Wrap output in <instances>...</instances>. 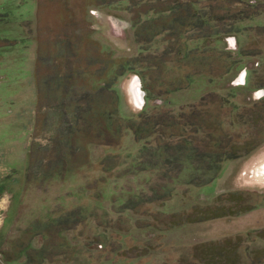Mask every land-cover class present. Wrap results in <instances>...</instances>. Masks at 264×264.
Wrapping results in <instances>:
<instances>
[{
  "label": "rangeland",
  "instance_id": "1",
  "mask_svg": "<svg viewBox=\"0 0 264 264\" xmlns=\"http://www.w3.org/2000/svg\"><path fill=\"white\" fill-rule=\"evenodd\" d=\"M208 7L220 28L242 18L239 43L230 40L233 54L225 53L230 60L216 52V72L237 62L222 78L201 73L190 87L162 96L163 108L151 97L145 107L144 90L139 104L131 95L132 109L119 80L128 84L134 72H123L122 63L157 57V67L143 73L161 95L165 79L176 76V48L196 37L184 29L183 39L164 34L166 48L138 54V43L123 39L133 21L180 28ZM257 9L262 16L247 19ZM223 37H203L198 46L221 49ZM171 45L173 56H163ZM247 64L250 78L241 70ZM263 84L264 3L256 0H0V264H264V89L254 88ZM209 93L216 94L205 115L209 130L222 124L216 132L237 160L192 188L184 185L189 171L176 182L162 166L156 172L133 162L138 144L132 132L118 138L119 119L176 113ZM105 110L116 111L114 121L98 116ZM109 157L113 168L105 170ZM162 195L180 205L155 204Z\"/></svg>",
  "mask_w": 264,
  "mask_h": 264
},
{
  "label": "trees",
  "instance_id": "2",
  "mask_svg": "<svg viewBox=\"0 0 264 264\" xmlns=\"http://www.w3.org/2000/svg\"><path fill=\"white\" fill-rule=\"evenodd\" d=\"M238 2L242 3L245 2V0H238ZM256 2L262 5L264 0H256ZM198 5L197 2H191L193 8H196ZM209 8L210 7L197 9V11L193 12L191 15L192 20L190 22H185L183 27L180 28H172L167 23L159 24V22H156L153 26L151 23L145 25L146 22L141 24L140 22L134 23L133 21L132 25L134 26V32L136 33L135 41L140 47L141 54L154 52L163 46L166 48L168 40L163 38L164 34H168L169 36L171 34L178 35L181 39L186 37L185 34L188 32H192L196 35L195 38L186 37L183 39L185 40L183 47L178 46L176 48L178 52L177 59L178 61L180 60L179 64L176 65V70L184 69L181 64L185 60L197 63L199 68H194V70L188 71L185 74L184 80L181 82H176L172 79H165L164 84L166 85L167 91L161 95L154 94L152 88L148 85L149 80L147 75L143 73V70L145 69H155L157 67V57H154L152 60V62H154L151 64L146 60L140 59H128L122 63L123 72L128 70L140 74L141 81L143 82V90L146 93L145 99L146 97L156 98L154 104L155 109L163 108L162 96L182 90L185 88L186 84L191 85L196 75L201 73L207 74L210 80L222 78L231 70L232 65L237 62V60H234L233 62L231 59L232 61L230 63H225L223 65V71L217 73L214 65L216 52L220 53V60L228 62L230 56H225V53L233 54L231 53L232 51L217 49V47L214 46L202 47L197 45L195 48L189 47V40H198L203 37H212L216 35L235 37V35L240 32L238 31L239 27L237 21H241L242 18L234 20L231 25H225L224 28H220L218 25H215L219 19H217L215 15H212ZM174 10L176 9H171V11ZM150 12L152 13L153 10H150ZM157 14L158 13H153V15ZM261 14L263 13L257 9V11L248 15L247 19L252 20ZM139 15L141 18L147 17V14L139 13ZM161 15H164V12H161ZM221 20L223 19L221 18ZM183 29L188 32L185 33ZM141 35L142 37H144V35L146 37H144L143 40H140L139 38ZM167 48L168 50H164L165 55L163 56L172 57L174 46L171 45ZM205 53L208 55L205 56ZM193 58L194 60H192ZM172 61L173 60L169 59L165 60L163 63L171 64ZM144 64H147L148 66H144ZM116 76H121V74H117ZM107 88L110 89V87ZM254 88L256 90L264 89V84ZM214 95L216 94L209 93L204 96L198 104L185 106L176 113L167 108L169 110H157L150 113L149 111H144L137 119L124 120L125 122L119 119L120 121L118 120V126L116 127L115 132H117L118 138L127 132H132L134 135L138 144L137 156L136 158L134 156L135 159L133 158L134 163L138 162V165L144 164L148 168L155 169L156 172L159 171V167L162 166V169H165L164 176H170L172 181L176 182L180 180L182 172L186 170L189 171V175L186 177L187 180L184 182V185L188 188L204 186L217 178L223 162L237 160L240 157L232 146L229 147L227 139H225L226 137L224 138L216 132H220L223 128L221 123L216 124L213 131L209 130L211 124L208 119L205 118V115H207L206 113L208 112L209 104L215 98ZM90 107L86 109L85 113H88V111L93 109ZM116 115L115 110H105L102 115L99 114L98 116L104 118V121L112 122L115 120ZM74 118L77 117L74 116ZM37 120L39 119L36 117L35 121ZM110 126L111 125H109V127ZM145 158L149 161H144L143 159ZM113 159L115 158L109 157L103 162L105 170L113 168V166H110ZM153 161L155 162L153 163ZM116 165L117 164H115V166ZM143 170L145 171V168ZM169 199L170 198L165 199L163 195L160 197L156 196L155 204L162 205ZM150 203H152V201ZM79 221L81 220L79 219Z\"/></svg>",
  "mask_w": 264,
  "mask_h": 264
},
{
  "label": "crops",
  "instance_id": "3",
  "mask_svg": "<svg viewBox=\"0 0 264 264\" xmlns=\"http://www.w3.org/2000/svg\"><path fill=\"white\" fill-rule=\"evenodd\" d=\"M119 19H121V18H119ZM122 21H124L123 19H121ZM127 24V23H126ZM127 27H128V25H127ZM125 33V32H124ZM125 41H127L128 43H129V46H131L132 47V45H135L134 47H136L137 48V43H136V41H135V36H134V30H131L130 32H126L125 33V36H124V38H123ZM233 39V41L235 42V43H239L238 42V40H237V38H235V37H223V39H222V42H223V44H222V46L220 47L221 48V50H229L230 51V47H229V43L231 42L230 40H232ZM205 44H207V42L205 43ZM188 45H189V47H191V48H195V47H197V45H198V41L197 40H189L188 41ZM140 50H139V47L137 48V52H138V54L139 53H141V52H139ZM244 69V70H243ZM241 70H243V72H247V73H249V78L251 77V71L248 69V64L247 65H245ZM240 70V71H241ZM245 70H247V71H245ZM186 70L185 69H178V70H176V76H175V78L174 79H172L173 81H176V82H181V81H183L184 80V77H185V74L187 73V72H185ZM239 71V72H240ZM238 72V73H239ZM238 75V74H237ZM237 75L234 77V79L237 77ZM132 76L134 77V79L131 81H129V83L127 84V82L125 81V80H122L121 78H120V80H119V83L121 84V83H123L125 86H127V92H128V94H129V98H130V101H129V105H130V107H132L133 106V100H132V97H131V95H134L133 97H134V101H136V103L137 104H139V101H138V98L135 96V94H134V92H133V83H135V82H137L138 83V88L140 89V93L142 94V93H144L143 92V82L141 81V76H140V74L138 73V72H136V73H133L132 74ZM208 77V76H207ZM195 79V78H194ZM208 79H209V77H208ZM233 79V80H234ZM194 81V80H193ZM232 81V80H231ZM127 84V85H126ZM191 85H189V84H186L185 85V88L186 87H190ZM145 94V93H144ZM143 95V94H142ZM146 95V94H145ZM140 97V96H139ZM143 97V96H142ZM129 98H128V100H129ZM130 102H131V104H130ZM143 105L144 106H146V99H145V97H144V99H143ZM134 107H132V109H133ZM140 111V110H139ZM139 111H137V112H139ZM134 136V135H133ZM147 173L149 174V172L147 171V170H145L144 171V174L145 175H147ZM170 202H172L173 204H175L174 206H173V210L175 209V206H179L180 204H179V202H178V200L175 198V196L174 197H172L170 200H169V203ZM183 201H181V203H182ZM183 205V204H182ZM162 210H161V213L163 212V213H165V214H168V212H170L171 211V209H169V210H165V209H163V208H161ZM172 210V211H173ZM178 210H180L181 211V208L180 209H178ZM177 212V211H176ZM185 212V211H184ZM184 212L182 213V212H179V214H184ZM176 214H178V213H176Z\"/></svg>",
  "mask_w": 264,
  "mask_h": 264
},
{
  "label": "bare ground",
  "instance_id": "4",
  "mask_svg": "<svg viewBox=\"0 0 264 264\" xmlns=\"http://www.w3.org/2000/svg\"><path fill=\"white\" fill-rule=\"evenodd\" d=\"M138 86H139V85H138V83L136 82L135 85H134V87H135V96H136V97H139V96L141 97L142 94L140 93V89L138 88Z\"/></svg>",
  "mask_w": 264,
  "mask_h": 264
}]
</instances>
